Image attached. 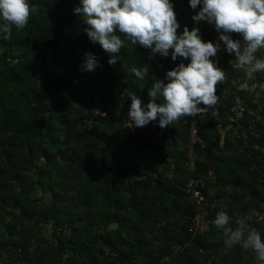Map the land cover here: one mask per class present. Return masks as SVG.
<instances>
[{"label":"trees","instance_id":"trees-1","mask_svg":"<svg viewBox=\"0 0 264 264\" xmlns=\"http://www.w3.org/2000/svg\"><path fill=\"white\" fill-rule=\"evenodd\" d=\"M36 1L40 3L41 13L32 16L33 20L23 30L13 28L11 39L7 40L8 44L3 52L4 59L15 58L16 63L8 67L9 63L6 61L5 67H0V216L9 206L20 211L16 222L6 224L9 240L2 244L0 253L7 245L22 247L28 264H231L230 259H233L234 255L228 254L224 241H214L215 233L213 234L209 226L205 232L198 233L192 240L188 231L192 225L194 205L186 198L181 185L191 176L206 181L201 175L205 169L201 168L198 160L195 169L189 170L184 164L185 153L181 158L172 156L170 159L174 162L175 168L171 171L169 159H164L160 164L149 159L146 149L154 148L152 144H147L146 139L132 145L128 149L129 155L126 153L123 157L119 136L114 132H98L96 126L88 133L94 140L105 143L106 147L101 150L100 155L93 154L95 145L81 154L78 147L72 144L71 133L75 128V122L62 117L58 119L60 122L58 126H47L46 135L51 137L53 146L42 147L37 143V138H41L43 132L38 128L34 112L50 113L49 123H52L66 102L81 101L83 106H86L87 102L77 94L82 86H79V79H83L81 75L85 73L81 70L85 55L83 50H75L86 28L68 21V24L72 25V27L67 25L68 31L71 35L78 36L74 45L69 46L67 53L69 63L60 66L58 62H54L52 66L48 65L41 45L54 50L59 41L55 31L63 29L60 26L63 0L62 3L60 0L59 3L58 0ZM189 2L190 0H187L181 6L179 1L174 6L179 25L184 23L185 19H189L186 15V10L190 8ZM202 7L203 0L197 8L200 10ZM181 30L180 26L177 33L182 34ZM132 53H137L141 57L139 48H134ZM104 67L103 70H98L102 81L105 74L110 77L112 73L111 66ZM39 70L53 81L54 94L66 91L70 95L63 101H52L46 92H41L34 81L26 82L34 79ZM114 70L120 77L118 85L129 87L131 91L138 89L139 82L136 78L129 77L125 69ZM86 83L85 88L89 93L92 96L99 93L100 102L106 104L102 84L99 90H96V82L92 86H89V81ZM149 102H142V107L146 111ZM232 104L234 103L222 108L223 116L228 113ZM24 105L31 109L30 114H26ZM128 112L121 110L117 118L106 116L105 112L104 116H96L91 112L87 117L93 118L94 122L106 117L112 123H116ZM208 116L212 118L208 114L204 119ZM187 118L182 117L173 124L187 130L188 126L184 123ZM245 118L246 127L251 126L250 117ZM203 120L200 123V133L206 147L204 150H198L197 157L205 158L210 156L214 138L202 134ZM143 130L145 129H140L141 132ZM83 132L78 133L80 140L83 139ZM59 133L64 135L66 143L58 144L57 149L65 146L63 150L61 148L57 152V157L63 156L58 161L48 150L55 149V144L59 142L57 138ZM37 151L40 153L39 156L47 161L43 166L47 172L41 173L38 184L44 190L50 191L53 200L51 207L47 208L49 212L45 214L42 212L45 208L39 209V213L35 211L38 207L35 200L29 196L35 181L32 182L28 174H24L30 170L27 166L28 157L32 156L34 160ZM52 161L64 165L62 166L64 170L61 169L55 180H50L53 174L48 171ZM211 168L215 173L217 185L247 187V182L239 174L238 166L236 168L231 166L226 157L211 164ZM22 169L24 171H20ZM10 179L18 184L20 188L18 192L9 193L6 184ZM205 193L214 204L208 218V225L211 227L221 194L218 190L214 191L207 182ZM231 195L232 198L237 197L236 194ZM62 201L67 203L71 212L86 216L88 221L78 226L69 223L66 228H59L58 243L49 254L43 248L46 240L37 234L34 235L31 228L22 229V224L18 221L40 215L45 221L52 220L55 225H59L63 214L59 203ZM182 218L185 219L183 220L185 223L181 222ZM115 221L119 223V227L116 230H109V222ZM34 239L39 241L37 246L32 248ZM190 240L192 244L190 247L173 256L172 248L175 244H184ZM101 244L110 246L116 258L107 256ZM207 250L211 252L203 255L202 253Z\"/></svg>","mask_w":264,"mask_h":264},{"label":"rangeland","instance_id":"rangeland-1","mask_svg":"<svg viewBox=\"0 0 264 264\" xmlns=\"http://www.w3.org/2000/svg\"><path fill=\"white\" fill-rule=\"evenodd\" d=\"M179 1L182 6L187 0ZM179 1L170 0L173 4V8L176 5V2ZM29 3L32 8V14L29 19V23H31L33 20L32 16H37L41 13V6L36 0H29ZM62 4L63 5L60 9V26L63 29L61 31H55L56 36L59 39L55 45V49H47L44 45H41L42 52L44 53V59L50 66H52L54 62H58L60 66L68 65L69 63L67 57V53H69V46L74 45L75 39L78 36L71 35L68 31V28L72 27V25L68 24V21L73 24H81L84 28L89 27L88 25H84L85 23L83 24L84 19L82 15L74 13L75 8L82 6V0H63ZM187 16L189 19H185L184 23L182 22L180 25L182 33L185 26H187L190 31L194 28L199 29V24L192 19L193 15L191 14ZM67 25H69L68 28ZM205 26L207 29L212 30L213 28L216 30L214 23L210 24L205 21ZM178 29H180V27ZM178 29L177 32H179ZM116 34L119 35L125 43L120 49V52L117 54V62L114 65H109L108 61L112 58V54L105 52L98 42L92 43L87 33H83V37L76 45L75 50H83L84 55L87 52L95 54L100 64L94 72L90 73L85 71V73L81 75L83 79H79V86H82L80 87V90L77 91V94L86 100L87 105L83 106L81 101L66 102L64 107L58 111L55 119L56 121L53 120L52 123H49L50 113L34 112L33 115L36 116V120L38 121V128H40L43 132L40 135L41 138H37L38 136H36L37 143L42 147L53 146L51 145V137L48 134L46 135L47 126H58L60 123L58 119L62 117L70 118L71 121L75 122V128L72 129L71 133L72 144L75 147H78L81 154H83V151L86 149H89V147L95 145L96 150L94 149L93 154L100 155L101 150L106 147L105 143L94 140L88 133L93 126H96L98 132H114L117 136H119L123 157H125L126 153L129 155L128 149L131 148L132 145L143 139L147 140V144H152L155 150H152L151 147L146 149L147 156H149V159L153 160L152 162L154 163L156 162L157 164H160L164 159H170L172 156L174 158H181L184 156V153L186 156V144L189 131L188 128L186 130L180 125L176 126L172 123L167 128L161 129L159 127V122L153 121L149 122V124L144 127L136 128L130 121L129 112L121 119V121L119 120L120 122L116 121V123H112L110 119L103 117L97 121L98 123L93 121L90 126L85 124L87 125L86 128L83 125L82 122H84L87 118H90L87 116L91 112H93L96 116H104L106 113V116L117 118L121 110L129 111L132 103L130 98V94L132 92L140 97L142 102L150 101L151 98L148 95V90L156 80H162L166 84L169 82L165 79L168 71L177 68L181 62H183L185 66L190 63V59L183 60V58H177V60L173 61L171 54L168 57H163L158 53L153 56L150 49L144 48L139 44L133 45L123 34L119 32ZM179 34L181 33H178V35ZM230 35L233 40H238L241 44H243V37L240 34L231 33ZM203 41L206 42L207 39L204 38ZM7 44V40L3 39V34H0V67H5L6 61L9 63L8 67H11L16 63L15 58H13L14 60H12V58L4 59L5 56L3 55V52L6 49ZM134 48L141 49V57H139L137 53H132ZM171 51L173 50H170V53ZM256 55L257 58L264 59V48L258 50ZM220 58L223 63L227 59L226 63H224V65H226V76L222 84L223 89L221 93L218 94V101L221 105V113L222 108H226L228 104H242L248 111L245 117H250L251 120L249 119V124L251 126L246 127L245 117L242 119V123L240 122L232 126L226 122L225 126L227 127V130L225 132L224 139L221 140L215 129L214 119L208 116L203 120L202 134L205 133L207 136L209 135L211 138H214L212 139V150L209 157H197L194 163L197 165V160L199 161L201 168L204 167L205 169L204 173L201 172V175L206 180L205 182H207V184H209L214 191L218 190L221 194L216 206L217 211L213 214V219L215 220L217 214L223 211L229 215L231 219L230 227L235 228V221L237 219L248 218L247 222L249 227L257 229L261 234L262 240H264V91H262L261 87L264 86V72L254 73L252 78H248L243 69L235 66L236 60L234 54L227 53L223 60L221 56H219V59ZM213 60H215V57H213ZM230 61L232 62L231 64L229 63ZM105 65L111 66L112 73L110 77L105 74V78H103L102 81L100 75L98 74V70H103ZM144 66H148L149 68V72L144 80H140L129 71L132 67L143 68ZM114 69H125V71L128 72L129 77L131 76L136 78L140 84L138 89L131 91V88L129 87L118 85L120 77L118 72H115ZM43 74L44 73L39 70L34 79L32 78L33 80L29 79L26 82L31 83L34 81L41 92H46L52 101H63L70 95V93L66 91L54 94L52 88L53 81H50ZM77 74L76 76L78 77L79 75ZM87 81L90 82L89 86H92V84L96 82V90H99V87L102 84V87L105 90L104 95H106V104L100 102L99 93H96V95L93 96L89 93V90L86 89ZM12 84H14V82ZM15 92L16 94L18 93V91ZM256 92H261L259 98L256 97ZM160 99L161 100L158 99L156 101L158 104L161 103L163 98ZM24 109L27 115L30 114L31 109L27 105H24ZM140 129L145 130L141 132ZM82 132L83 139L80 140L78 133L80 134ZM57 138L59 142L55 144V149L48 150V152L52 153L56 157L57 152L61 148L63 150L65 147L63 145L61 148L59 147L60 149H57L58 144L61 142H63V144L66 143L63 134L59 133ZM36 155L37 157L34 160L32 159V156L28 157L27 166L30 170L24 172V174H28L32 182L35 181V185L32 186L33 188L29 195L30 198L35 200L36 206L38 207L35 211L39 213V209L42 210L45 208L42 211L45 214L49 212L47 208L51 207L53 200L50 191L44 190V188L38 184L39 176L43 171H46V168L44 169L43 166H45L47 161L43 157L39 156L40 153H38V151L35 153V156ZM223 157H226L231 166L234 168L238 166L239 174L244 178V181L247 182V187H236L235 185L223 187L217 185L215 173L211 168V164L221 160ZM62 158V155H58L56 159L59 161ZM56 164L57 163H55V161H52L50 167L48 168V171L53 174V177H50V180H55L59 176V172L62 171V166H64L60 163ZM20 171H24V169ZM44 184L47 185L46 182ZM6 185L7 189H9V193L14 191L18 192L20 189L18 184L14 183L12 179H10ZM232 193L236 194L237 197L232 198ZM66 204L67 203L63 201L59 203L61 210L63 211L59 225H55L52 220L45 221L43 216L40 215L32 218L28 217L27 219L24 218L23 220L20 219L21 221H18L19 224H22V229L28 227L29 230V228H31L34 235L37 234L46 240L47 243L43 246L46 253L50 254L54 248H56L58 236L60 235L59 228H66V226H69V223H74L78 226L88 221L86 216L71 212V208ZM19 212V209L9 206L0 216V247L9 240L6 224L16 222L18 220ZM183 220L185 219L182 218L181 222L185 223ZM111 224H113V222H109V225ZM208 226L209 229L213 230V234L215 233L214 241H226L227 237L223 229L218 228L214 223L211 224V227L210 224ZM37 241L39 240L34 239L35 243L31 246L32 248L37 246ZM226 249L228 250V254L230 256L234 255V258L230 259V261L232 260L231 264H258L255 253L250 249L246 250L241 245H234L231 248ZM209 252H211V250H207L202 254L207 255ZM107 256L116 258L114 253Z\"/></svg>","mask_w":264,"mask_h":264},{"label":"clouds","instance_id":"clouds-1","mask_svg":"<svg viewBox=\"0 0 264 264\" xmlns=\"http://www.w3.org/2000/svg\"><path fill=\"white\" fill-rule=\"evenodd\" d=\"M201 0H190V7L196 9ZM82 15L89 26L84 31L92 43H99L105 52L111 53L109 65L117 62V54L125 41L116 33L123 34L133 45L150 49L151 54L189 60L185 66L181 62L177 68L168 71L164 83L156 80L148 90L151 98L142 107V100L135 93L130 94L129 118L134 127H144L159 117V127L165 129L182 117H202L217 104V86L225 80L224 70L217 66L213 57L217 56L219 43L204 42L199 29L191 31L180 27L170 0H82V6L74 9ZM32 8L29 0H0V34L10 40L13 28L24 29L29 23ZM199 24L207 21L221 32L219 41L226 45L227 52L234 54L236 67L243 69L248 78L254 73L264 72V59L256 53L264 48V0H203V7L192 17ZM231 33L243 37V44L231 38ZM170 50L171 51L170 53ZM100 66L97 56L85 53L81 70L94 72ZM135 77L144 80L149 72L148 66L129 69ZM262 91H264V86ZM261 92H256L259 98ZM163 98L161 103L156 101ZM257 102V101H254ZM205 107H198L199 105ZM248 218L235 221L230 227L229 215L221 211L213 223L224 230L227 237L226 248L241 245L252 250L258 264H264V240L260 232L249 227Z\"/></svg>","mask_w":264,"mask_h":264},{"label":"built area","instance_id":"built-area-1","mask_svg":"<svg viewBox=\"0 0 264 264\" xmlns=\"http://www.w3.org/2000/svg\"><path fill=\"white\" fill-rule=\"evenodd\" d=\"M190 7V2L188 3ZM199 12V9H192L191 7L186 10L187 15H196ZM199 33L200 36L204 39H207L206 42H213L214 44L219 43L218 45V52L215 60L217 62V66L224 70L226 76V65H224L222 60L224 59L225 55L228 53L226 49V45L223 42L219 41V36L221 35L220 31H217L212 28L207 29L205 26V21H201L199 23ZM219 55V56H218ZM232 63L231 61L229 62ZM223 84V83H222ZM218 84L217 86V95L221 93L223 89V85ZM198 107H205L204 105H199ZM248 111L242 104H232L229 107L228 113H221L220 103L217 102L211 109L207 111L205 115L200 117L197 115L196 117H188L184 120V123L188 126L189 136L186 144V156L184 160L185 166L189 170L195 169V159L197 158L198 150H204L206 147V143L204 138L201 136L200 133V123L201 121L210 114L214 119L215 129L218 132L221 139H224L225 132L227 130L226 122L232 126L234 124H238L242 121ZM88 119V118H87ZM84 120L83 125L85 128L92 125L93 118H89L88 120ZM171 171L174 170L175 164L172 159H169ZM172 174H170V177ZM181 189L185 194L186 198L192 201L194 205V216L192 217V225L189 228V233L191 235V240L198 234L205 230L206 225L208 224V218L210 216L211 210L214 204L211 202L209 195L205 193L206 189V182L200 177H189L182 185ZM191 240L182 244L177 243L173 246V256L177 255L181 251L185 250L186 248L190 247ZM107 255L113 254L112 251L107 250ZM0 264H28L26 259V253L22 247L7 245L2 248L0 253Z\"/></svg>","mask_w":264,"mask_h":264},{"label":"crops","instance_id":"crops-1","mask_svg":"<svg viewBox=\"0 0 264 264\" xmlns=\"http://www.w3.org/2000/svg\"><path fill=\"white\" fill-rule=\"evenodd\" d=\"M152 122H153V121H152ZM154 122H155V121H154ZM156 122H159V117L157 118ZM220 139H221V138H220ZM221 140H222V139H221ZM118 227H119V223L115 221V222H113V224L109 225V230H116ZM206 229H208V224L206 225L204 231H206ZM48 239H49V238H48ZM157 242H158V241H157ZM157 242H156V243H157ZM101 245H102L103 249H105V250H110V249H111V247L108 246V245H103V244H101ZM63 261H64V258H63Z\"/></svg>","mask_w":264,"mask_h":264}]
</instances>
